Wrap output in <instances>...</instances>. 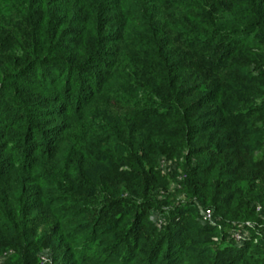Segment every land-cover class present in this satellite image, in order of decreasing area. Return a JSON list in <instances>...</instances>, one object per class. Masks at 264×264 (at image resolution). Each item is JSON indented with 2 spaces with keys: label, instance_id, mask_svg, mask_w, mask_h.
Instances as JSON below:
<instances>
[{
  "label": "trees",
  "instance_id": "trees-1",
  "mask_svg": "<svg viewBox=\"0 0 264 264\" xmlns=\"http://www.w3.org/2000/svg\"><path fill=\"white\" fill-rule=\"evenodd\" d=\"M42 251L264 264V0L4 2L0 264Z\"/></svg>",
  "mask_w": 264,
  "mask_h": 264
},
{
  "label": "rangeland",
  "instance_id": "rangeland-1",
  "mask_svg": "<svg viewBox=\"0 0 264 264\" xmlns=\"http://www.w3.org/2000/svg\"><path fill=\"white\" fill-rule=\"evenodd\" d=\"M6 0H0V8L2 5H4V2ZM162 159V158H161ZM164 160V163H163V166L167 165L168 167H164V169H169L168 171H162L163 173H168V172H171L172 170L177 169L178 168V164H177V161H175V158L172 157L170 159H162ZM161 191L162 193L160 194V197H164L165 201H169V199H172L175 200V199H178V198H183L182 195H180L181 193L178 192V191H175V184L173 182H168L167 183V188L163 191V190H159ZM167 192L169 194H173L174 197H171V195H168ZM258 205L261 206V204L257 203ZM149 219H151L152 221L153 220H157V221H160L161 218L159 216V214L153 212L149 215ZM249 223V222H248ZM253 224V222H252ZM50 258V252L49 251H42L40 252V263H44L45 261L49 260ZM39 263V264H40Z\"/></svg>",
  "mask_w": 264,
  "mask_h": 264
},
{
  "label": "built area",
  "instance_id": "built-area-1",
  "mask_svg": "<svg viewBox=\"0 0 264 264\" xmlns=\"http://www.w3.org/2000/svg\"><path fill=\"white\" fill-rule=\"evenodd\" d=\"M164 160L161 159L160 161V168L161 170L164 171H168L169 169H164V167H168L167 165L163 166ZM255 211L256 212H261V208L259 205L255 206ZM200 221L203 223L206 222H211L212 221V213L211 210L209 208H204L200 210ZM229 236L232 237L235 240H240L243 238V231L239 228V229H234L231 232H229Z\"/></svg>",
  "mask_w": 264,
  "mask_h": 264
}]
</instances>
